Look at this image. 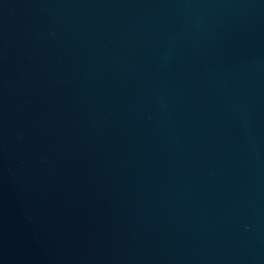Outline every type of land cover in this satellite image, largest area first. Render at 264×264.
<instances>
[{
  "label": "water",
  "instance_id": "water-1",
  "mask_svg": "<svg viewBox=\"0 0 264 264\" xmlns=\"http://www.w3.org/2000/svg\"><path fill=\"white\" fill-rule=\"evenodd\" d=\"M0 185L55 264H264V0H0Z\"/></svg>",
  "mask_w": 264,
  "mask_h": 264
}]
</instances>
